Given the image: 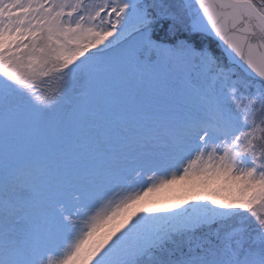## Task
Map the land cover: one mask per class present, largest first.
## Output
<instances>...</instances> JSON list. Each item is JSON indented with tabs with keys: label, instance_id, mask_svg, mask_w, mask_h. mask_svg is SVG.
I'll return each mask as SVG.
<instances>
[{
	"label": "snow or ice",
	"instance_id": "obj_1",
	"mask_svg": "<svg viewBox=\"0 0 264 264\" xmlns=\"http://www.w3.org/2000/svg\"><path fill=\"white\" fill-rule=\"evenodd\" d=\"M258 209L264 0H0V264H264Z\"/></svg>",
	"mask_w": 264,
	"mask_h": 264
},
{
	"label": "rangeland",
	"instance_id": "obj_2",
	"mask_svg": "<svg viewBox=\"0 0 264 264\" xmlns=\"http://www.w3.org/2000/svg\"><path fill=\"white\" fill-rule=\"evenodd\" d=\"M179 196H180L179 191L168 192L162 194V200L164 203L171 204L173 202H178ZM258 212L259 214L264 215V209H258Z\"/></svg>",
	"mask_w": 264,
	"mask_h": 264
}]
</instances>
